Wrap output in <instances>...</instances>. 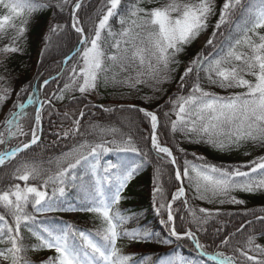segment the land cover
Returning <instances> with one entry per match:
<instances>
[{
    "label": "snow or ice",
    "instance_id": "obj_1",
    "mask_svg": "<svg viewBox=\"0 0 264 264\" xmlns=\"http://www.w3.org/2000/svg\"><path fill=\"white\" fill-rule=\"evenodd\" d=\"M83 3L84 0H0V7L7 13L0 15V39H8V43L0 47V53L5 55L24 53V41L34 13L53 9L63 14L68 10L69 23L49 27L41 52L43 59L53 47H58L56 38L69 27L79 36L78 46L62 61L67 65L73 57H78L63 88L53 93L56 101H64L66 93L90 95L101 82L105 86L112 83L136 88L141 84L156 86L169 81L170 73L179 68L180 54L207 31L210 18L217 15L215 0H131L126 4L123 0H101L95 12L97 19L86 31V20L80 15ZM115 18L120 25L118 31L113 30L111 23ZM9 30L14 35L8 36ZM208 49H218V53L205 54ZM2 70L9 73L6 66ZM201 73L210 85L242 91L227 96L208 91L201 83ZM60 75L62 72L44 79L42 84L29 82L17 93V100L3 121L0 145H6L15 137L28 139L0 151V167L42 143L45 112L50 117L53 112L60 115V110L52 98L40 99V91ZM0 80L4 77L0 76ZM185 86L190 88L187 95L169 98L171 112H163L162 107L149 110L135 104L98 106L104 112L135 111L148 120L151 149L160 161L153 175V207L157 215L163 212L167 216L160 220L168 228L166 238L160 239L147 229L123 227L131 219L120 208L125 199L123 193L143 164L150 162L149 154L134 139L132 129L136 122L133 119L128 120L127 131L115 125L90 123L86 133L81 132L85 110L97 107L89 103L78 109V116L76 110L64 111L63 118L71 120L72 126L63 129L61 125L62 131L58 133V138L83 137L82 142L58 157L49 158L48 167L44 166L43 159L21 157L10 174L13 182L0 190V244L5 245L0 248V260L6 264H33L28 253L47 250L54 255L41 260L40 264H135L132 254H125L119 246V241L127 238L144 242L157 239L161 244L189 241L201 256H209L217 264H264V244L257 243L258 237H264V215L246 210L244 214L253 219L241 223L235 233L214 228L210 238L219 241L217 248L231 246L233 252L229 255L217 251L210 255L199 233H208L206 226L221 215L220 210L193 207L186 191L187 184L194 199L244 205L245 200L233 193H264V155L243 165H217L202 156L196 157L198 163L185 157L181 164L173 147L162 144L160 139V133L167 130L173 138L181 133L185 139L191 141L195 137V142L218 150L249 143L264 148V0H224L205 47L195 54L180 75L178 88ZM22 93H29L26 102L20 99ZM10 96V88L0 89V106ZM68 99L70 103H79L76 96ZM33 105H37L34 125L26 132L21 121L28 116L26 109ZM173 114L175 119L170 118ZM178 151L185 150L179 148ZM112 152L135 153L140 159L130 162L121 157L117 162L104 161V154ZM166 166L172 167L170 175ZM169 181L176 184L170 200L165 188ZM69 186L80 193L79 203L62 207L61 198L66 196ZM177 201L184 206L190 217L187 224L191 225L179 231L174 213L180 209L173 207ZM65 211L91 214L100 221V226L88 231L68 222L57 225L50 218L47 223L42 219L44 214ZM256 224L261 226L259 230ZM245 225L252 228V234L246 236L241 246L240 241L234 242V237ZM22 229L34 238V243H25ZM166 264L189 262L176 258Z\"/></svg>",
    "mask_w": 264,
    "mask_h": 264
},
{
    "label": "trees",
    "instance_id": "obj_2",
    "mask_svg": "<svg viewBox=\"0 0 264 264\" xmlns=\"http://www.w3.org/2000/svg\"><path fill=\"white\" fill-rule=\"evenodd\" d=\"M131 0H123V3H130ZM164 2V0H161ZM217 15L212 16L209 21V28L203 32L190 46H188L184 53L178 57L181 61L179 68L176 72L170 73V79L167 82L161 83L156 86H152L151 83L137 85L136 88H130L127 85L112 84L109 83L105 86L102 82L98 86V89L87 95L81 97L78 92L66 93L64 101H56L53 97V93H58L60 88H63L64 83L67 81L72 65L77 63L78 57H73L71 61L63 68L62 61L65 56L70 55L74 49L78 46L79 36L70 27L67 28L59 37L56 38V44L59 43V39L64 36L65 45L59 49V51L53 47L44 58L41 59V52L44 49V37L48 34L49 27L55 23L68 24L69 16L66 9L63 14H60L53 9H43L33 14L28 31L26 33V39L24 41L25 51L23 54H7L0 53V76L4 77V80H0V89L10 88V98L0 106V131L4 130L3 121L12 105L17 100V93L29 82H39L42 84L44 79L56 76L58 72H62V75L58 76L55 81H51L49 85L44 87V90L40 91L39 98L41 96L45 98H52L53 104L60 110V115L55 112L49 117L47 112L43 118V133L41 136L42 143L34 146L26 154H21L16 160L4 167H0V190L6 189L13 181L10 179V174L17 166V162L21 157L29 159H43L45 161V167H48L47 160L60 156L62 152H66L74 144L82 142L83 137L76 136L74 138H58V133L63 129H68L72 126L71 120L63 118L64 111L76 110L78 116V109H82L85 104L96 105L97 107H91L86 109L85 117L82 119L81 132L86 133V128L90 123H98L100 125H115L116 127L124 128L127 131V124L129 119H133L136 125L133 126L134 139L137 145L148 152L150 162L143 164V167L129 183L125 189L123 199L120 203V208L124 211L126 216L131 219L124 224V228L128 230L132 229H147L155 234L156 237L164 239L168 236V228L160 223V220L167 219L166 214L163 212L161 215H157L153 207L152 189H153V175L155 168L160 161L157 160L154 150L151 149L149 139L150 125L143 114L135 111H121L117 109L115 112H104L98 105L116 106L119 104H135L139 107L148 108L149 110H159L162 107L163 112H171V104L168 103L169 98H175L176 95H187L190 88L185 86L183 89L178 88L180 75L183 73L185 67H187L189 61L195 56V54L205 47L200 45L202 37L209 35L213 31V26L218 19L219 10L222 7L224 0H215ZM101 0H85L83 8L81 10V18L86 20V31L92 27L93 21L97 19L95 12L100 6ZM7 14L6 11L0 7V15ZM87 17H92L91 20H87ZM17 24L19 20L15 21ZM113 30L118 31L120 25L118 18L111 21ZM8 36L14 35L9 30ZM222 39V38H221ZM8 43L7 37L0 39V47ZM108 42L106 41V47ZM211 52L213 55L218 53V49H208L205 54ZM6 66L9 69V73H5L2 69ZM201 83L206 90L217 93L221 96L230 95L233 92L242 91V89H222L214 85H210L205 80L204 74L201 73ZM122 78V76H121ZM250 78V77H249ZM6 81V82H5ZM29 93H22L20 96L21 101L26 102V97ZM42 94V95H41ZM76 96L79 98V103H70L68 97ZM145 97H151L150 100H145ZM37 105L29 106L26 111L28 116L25 117L21 123L24 130L28 132L34 125V109ZM51 111V109H48ZM3 114V115H2ZM171 119H175V115L170 116ZM7 136V133H5ZM92 139L91 136L87 137ZM28 137H15L11 138L6 145H0V151L5 148L11 149L22 142H26ZM160 139L163 144H167L169 147H173L174 153L178 157V161L182 164L183 159L186 157L188 160L198 163L196 157H204L207 162L217 165H243L249 161L255 159L258 156L264 155V148L254 146L251 143L243 145L239 148H232L230 150H218L206 143L195 142V137L190 141L185 139L181 133H177L175 137H171L167 130L160 133ZM183 148V153L178 149ZM195 154V157L193 156ZM121 157L127 158L130 162H139V157L135 153H105L104 161L111 160L117 162ZM103 162V161H102ZM246 170V169H242ZM166 171L170 175L172 173V167L166 166ZM167 179L166 177L164 178ZM167 189V198L170 200L172 193L175 191L176 184L174 181L165 183ZM50 190V189H49ZM186 191L189 197V203L196 208H208L210 210L219 209L221 215L214 218L206 226L208 233H199L201 242L208 245L207 252L212 253L215 250L224 251L226 254L231 255L233 249L231 246L217 248L218 240L213 241L210 238V234H213L214 228H222L225 232H236V229L240 227L241 223L246 220H251V215L246 216L244 213L246 210H253L256 215H264V193H243L235 192L238 199L245 200L244 205H234L230 203L220 204L218 202L209 203L207 200H200L193 198V192L187 187ZM80 193L77 189L68 187L66 196L61 198L63 201L62 207H67L69 204L78 205ZM174 208H179L180 211L174 213L177 216L176 225L177 230H181L182 227H189L187 224L190 218L184 209V206L180 201H177ZM31 211V207L29 208ZM73 212H56L44 214L42 219L45 223L49 222V218L57 225H61L64 222H68L78 226L81 230L95 231L100 226V221L91 214L77 212L76 215L71 216ZM183 217V221L180 219ZM260 225L256 224L255 228L260 229ZM25 235V243H34V238L22 229ZM252 234V228L245 225L243 231L236 233L234 237L235 241H240L241 246L246 236ZM257 243L264 244V237H258ZM119 246L123 249L125 254H132L135 264H166L169 260L176 258H183L189 264H217L213 260L204 258L200 253L195 250L194 245L189 241H176L172 244H161L157 239H151L144 241H132L127 238L119 241ZM5 245L0 244V248ZM251 254V253H250ZM28 255L33 260V264H40V261L46 259L52 255L51 251L42 252H29ZM0 264H6L5 261H1Z\"/></svg>",
    "mask_w": 264,
    "mask_h": 264
},
{
    "label": "rangeland",
    "instance_id": "obj_3",
    "mask_svg": "<svg viewBox=\"0 0 264 264\" xmlns=\"http://www.w3.org/2000/svg\"><path fill=\"white\" fill-rule=\"evenodd\" d=\"M207 39H208V36H204V37H202L201 40H200V45H201V46H204V44H206ZM57 45H58V47H55V48L59 51V49H61V47L65 45V39H64V36L61 37V39H59V43H58ZM2 115H3V114H2ZM76 214H77V212H73L71 216H74V215H76ZM52 255H54V253H52ZM52 255H51V256H52ZM1 261H2V260H0V263H1Z\"/></svg>",
    "mask_w": 264,
    "mask_h": 264
}]
</instances>
